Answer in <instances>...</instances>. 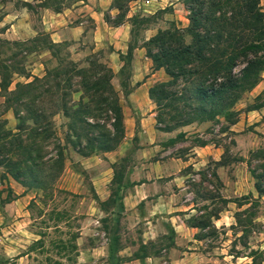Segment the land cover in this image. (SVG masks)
Instances as JSON below:
<instances>
[{
  "label": "rangeland",
  "instance_id": "rangeland-1",
  "mask_svg": "<svg viewBox=\"0 0 264 264\" xmlns=\"http://www.w3.org/2000/svg\"><path fill=\"white\" fill-rule=\"evenodd\" d=\"M71 1L25 2L33 10L36 33L22 39L0 35V125L9 137L16 133L21 139L20 146L16 140L8 143L9 150L4 154L14 161L15 168L25 160L23 146L35 142L33 148L40 157L34 159L35 166L26 163L44 178L42 187L23 184L0 163V264H47V257L48 264L54 260L61 264H138L128 261L143 253L146 256L141 264H264V193L257 195L251 173L261 160L252 156V150L264 146V68L257 83L235 100L234 123L219 115L170 130L156 128L170 120L165 117V121L156 123L157 109L147 89L168 75L162 68L155 72L141 42L171 22L185 26L187 11L182 1L110 0L102 11L103 19L107 15L102 28L105 33H95L88 17L83 21L81 36L53 41L38 22L36 6L44 3L54 8ZM113 2L120 4V11ZM260 5L264 10V0ZM116 21L120 23L116 25ZM128 43L132 49L126 64ZM91 60L112 71L109 81L122 110V133L111 149L82 154L64 138L68 117L61 110L62 101L75 103L83 94L77 83L79 77L70 75V80L64 81L61 76L60 87L55 86L50 74L47 82L37 83L34 78L72 64L88 68ZM152 72L157 79L147 86L146 95L153 114L141 119L127 95L134 85L146 82ZM120 80L128 86L127 93L122 92ZM29 81L33 82L31 86L21 88ZM179 86L177 83L175 87ZM12 90L13 94L9 93ZM60 92L66 93L62 96ZM126 106L130 108L128 115L123 113ZM33 112L39 114L42 125L47 124L52 136L45 138L40 130L34 135ZM87 119L93 121L92 117ZM56 144L62 149L60 167L52 164ZM156 175H160L158 184L150 182ZM174 175L179 179L170 180ZM20 177L29 180L26 173H20ZM140 180L146 181L148 188L146 203L136 205L142 214L119 204L127 187L134 184L131 182ZM158 191L164 194V203L155 209L160 210L157 214L148 215L147 205L154 198L151 193ZM104 193L107 195L101 198ZM168 210L177 212L184 223L199 219L206 222L193 233L198 240L190 241L187 247L183 232L170 234ZM143 213L148 218H143ZM112 232L117 238L110 255L105 242ZM74 234L75 253L69 246L65 253H59L52 241L61 238L69 245ZM40 235L45 246L42 250L32 243ZM94 246H98L95 251L91 250ZM185 252V260L171 261Z\"/></svg>",
  "mask_w": 264,
  "mask_h": 264
},
{
  "label": "trees",
  "instance_id": "trees-1",
  "mask_svg": "<svg viewBox=\"0 0 264 264\" xmlns=\"http://www.w3.org/2000/svg\"><path fill=\"white\" fill-rule=\"evenodd\" d=\"M181 1L187 11L186 25L179 27L171 22L141 42L145 56L151 61V67L162 68L168 75L166 80L155 82L147 89V94L157 109L156 123L165 121V117L170 120L156 128L170 130L194 120L216 119L219 115L224 121L234 123L235 100L242 91L257 83L264 68V10L260 0ZM112 6L120 11V4L113 2ZM104 20L107 21V15H104ZM119 23L115 22L116 25ZM50 43L55 44L52 41ZM131 49L132 46L128 43L124 55L126 64L129 63ZM94 61H90L88 68L75 67L72 64L67 68L57 67L43 77L34 78L40 83L53 77L55 86L60 87L61 76L64 81L70 80V75L79 77L77 83L83 94L75 103L66 104L62 101L61 110L68 117L64 138L82 154L111 149L122 133V110L118 96L109 81L112 71L108 66ZM236 65L240 66L234 70ZM49 74L52 75L51 78H47ZM177 83H180L179 87H175ZM32 84V81L24 82L21 88ZM120 85L122 92L127 93L129 88L124 80H120ZM14 91L9 93L13 94ZM18 92L19 89L15 91ZM65 93L60 92L62 96ZM254 107L256 106H249ZM14 112L20 119L19 111L15 109ZM27 112L29 113V110ZM87 116L92 117L93 121L88 120ZM31 117L36 122L32 128L34 135L40 133V130L45 138L52 136L47 124H41L38 113L33 112ZM224 128L225 126H222V129ZM14 140L20 146L21 139L17 134L9 137V132L0 125V163H4L9 173L21 183L42 187L44 178L35 174L34 169L26 163L29 161L35 166L34 159L40 157L39 152L33 148L35 142L23 146L25 160L20 161L22 165L16 164L13 168L14 161L11 162L4 153L9 150L8 143ZM203 143L205 142H199ZM56 147L52 164L60 167L62 149L59 144H56ZM251 154L261 158L251 169L253 187L257 195H260L264 193V146L252 150ZM20 173H26L29 180H22ZM133 183L135 182H131ZM55 214L63 217L61 212ZM185 223L197 228L207 224L201 219L188 220ZM169 233L173 234L174 230L169 228ZM41 234L43 235V232ZM75 237L76 234L71 236L69 245L61 238L52 242H55L59 253H65L68 246L75 253ZM116 238L113 233L108 241L107 250L110 255L113 254L112 243ZM32 243L38 245L41 250L45 248L41 235L32 240ZM144 256L146 253L136 257ZM45 259L48 264L49 258ZM52 264H61V261L54 260Z\"/></svg>",
  "mask_w": 264,
  "mask_h": 264
},
{
  "label": "crops",
  "instance_id": "crops-1",
  "mask_svg": "<svg viewBox=\"0 0 264 264\" xmlns=\"http://www.w3.org/2000/svg\"><path fill=\"white\" fill-rule=\"evenodd\" d=\"M33 1L41 2L42 0H0V35L8 39H22L36 33L37 29L34 27L31 19V13L33 10L25 3H32ZM109 2L110 0H72L68 5L61 3V6L54 8L42 3L36 6L39 9L38 22L43 29L48 31V35L53 41H60L66 38L76 39L81 36L84 31L83 21L88 17L92 20V30L95 33H105V27L102 29L103 25H105L104 19L102 18V11L108 6ZM155 72L159 73V69H155ZM155 72H152L150 76H148V80H146V82H141L138 85H134L132 90L127 95V99L131 104V108L134 109L138 117L142 116L140 117L141 119L151 118L153 114V111H151V105L149 104L150 100L146 95V88L149 84L157 79L153 78V73ZM138 93L141 95L139 96ZM147 99L149 101H147ZM123 113L124 115H128L130 113V108L128 106L123 108ZM129 117L132 118L131 115ZM152 145L155 146L158 144L154 143ZM157 178H160V175L153 177L150 182L157 183ZM177 179H179V176L176 175L170 178V180ZM176 183V185H179L178 182ZM146 185V181L140 180L138 183H134L130 188L127 187L125 190L126 192L122 195L124 209H129L132 207L134 210H137L140 214H142L136 205L138 202L142 201H145L146 203V197L148 195V188ZM106 195L107 194L104 193L103 195H100V197L104 198ZM151 195H154V198H151V202L149 205H147L146 210L148 215L152 216L153 214H157L160 211L155 209H157L159 204L164 203V194L158 191L151 193ZM166 197L169 196L166 195ZM172 209L177 208L172 207ZM169 211L171 210L167 211L169 223L174 232H183L186 235L185 242L187 247L189 246L188 244H192L190 241L198 240V238L193 237V233L196 231L197 227L187 225L184 223V221H182V219H180L177 212ZM143 218L148 217L143 213ZM145 222L151 223V220L146 219ZM150 237H152V235H150ZM175 241L177 240H174V242ZM105 243L107 248L108 241ZM97 247L98 246H94L91 250L95 251V248ZM101 247H103V245ZM187 255L188 254L185 252L183 255L181 254L178 257L172 258L171 261L174 263H179L180 260H185ZM135 260L138 264H141L143 259L134 258L128 262Z\"/></svg>",
  "mask_w": 264,
  "mask_h": 264
}]
</instances>
